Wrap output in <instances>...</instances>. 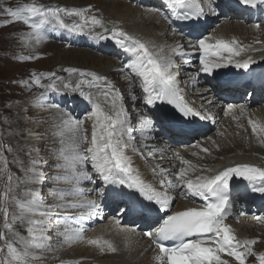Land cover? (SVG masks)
Wrapping results in <instances>:
<instances>
[{"label": "snow or ice", "instance_id": "obj_1", "mask_svg": "<svg viewBox=\"0 0 264 264\" xmlns=\"http://www.w3.org/2000/svg\"><path fill=\"white\" fill-rule=\"evenodd\" d=\"M244 5L252 7L264 5V0H240ZM163 7L167 13H161L164 19L175 17L185 21H195L216 11L215 0H164ZM161 12V9H153ZM3 15L8 19L0 24L9 25L21 22L29 29L23 34L26 42L40 44L48 37L49 31L66 30L76 34H88L100 40L111 39L129 55L128 61L118 71L128 70L139 78V84L147 105L155 106L157 101L174 105L182 118L199 117L214 120L210 113L202 112L185 100L180 88L174 57H188L192 52L201 53L199 71L211 74L215 69L230 64L236 68L247 69L253 61L236 59L245 51L238 46L235 38L224 39L205 36L195 42H189L187 51L182 44L169 47L158 46L150 40L126 31L118 21H105L91 5L87 7H64L46 5L40 0L20 4L16 7H4ZM259 29L260 25H255ZM99 28L101 31H97ZM214 40V43H210ZM224 53H229L225 56ZM32 56H22L20 59H34ZM69 74H78L75 82L64 83L63 77H57L55 72H33L31 83L24 81L29 88L33 85L43 89L33 98V104L42 110H56L57 123L53 135L57 138L58 147L53 149L55 163L51 165L54 173L46 175V162L40 157V149L30 147L28 165L19 156L14 157L15 163L23 173L16 175L9 168L5 151L13 149L0 139V264H39L45 252L54 251L53 235L50 231L55 228V243L60 246H71L85 242L95 245L101 252H116L118 248L102 236L87 237L83 221L100 215V205L88 194L95 192L103 196L101 187L86 188L85 182L96 184L97 180L104 185L116 186L110 193L116 197L135 196L142 209L148 208L143 201L151 202L157 212L158 227L145 232L155 245L154 260L157 264H229L222 254L235 258L239 264H246L248 256L253 255V245L257 239H238L234 229L225 220L232 214L230 202V181L240 177L252 185L255 192L264 193V167L242 163L215 171L194 164L192 161L175 154L176 159L183 165L178 171L153 168L159 176V188L152 182L146 181L134 166L129 150L139 152L135 147V137L130 116L124 102V96L115 84L107 77L95 71L79 68H67ZM44 77L50 82L43 83ZM60 80L61 84L51 78ZM195 82V81H194ZM87 85V88L83 87ZM47 92L78 93L91 106V111L84 119H77L62 108L58 103H48L45 99ZM227 111L235 113L236 105L229 104ZM239 120L247 114L245 106L238 108ZM85 120H90L91 131L85 126ZM252 132L264 143V123L248 119ZM243 127V125H240ZM154 121L143 119L142 135L151 133ZM29 136L39 140L41 134L29 130ZM145 147H147L145 145ZM23 150V149H21ZM209 153L208 148L201 149ZM163 151L153 149V152ZM33 153L36 155L33 156ZM143 155V153H140ZM193 155H196L193 153ZM198 175H192L197 171ZM206 172L211 174H204ZM50 184L47 191L51 194L52 202L46 199L44 186ZM133 190L126 193L124 189ZM193 196L204 201L203 207H189L183 211H168L173 206L177 196ZM142 198V200L140 199ZM130 207L126 211H132ZM165 212L163 217L159 213ZM264 221V217H258ZM119 232L124 234L130 244L135 228L121 226V220L113 218ZM26 234H22L20 228ZM166 242H172L171 245ZM259 264H264V253L256 254ZM79 264V262H75Z\"/></svg>", "mask_w": 264, "mask_h": 264}, {"label": "bare ground", "instance_id": "obj_2", "mask_svg": "<svg viewBox=\"0 0 264 264\" xmlns=\"http://www.w3.org/2000/svg\"><path fill=\"white\" fill-rule=\"evenodd\" d=\"M100 2L106 4L100 5L99 7H93V9L98 10V8H100V10H98L99 15H101L105 21H118L129 33L140 36L145 40H150L158 46H166L165 54L168 53L169 47L176 44H182L185 50L191 52L188 45L189 42H195V40L193 38H187L182 31H173L170 29L162 21L161 17L156 12L152 11L154 9L152 8L154 4L158 3L156 0H123L116 2L101 0ZM53 3L65 7H78L81 5L75 4V2H69V4L68 2H62L61 0H54ZM216 20L217 19L214 20V23H216ZM96 30L101 31L99 28ZM211 35L215 38L229 40L235 38L238 41L239 47L248 46L245 48V51L241 53V56L238 57L240 60L251 57L253 63H256L264 59V29L252 28L249 30L244 26L239 25L236 28L226 27L215 32L211 31ZM211 41L212 40L209 42ZM113 45H115V43L111 39L101 41L98 39L96 41V46L100 48L98 50L101 52V54H97L100 65L92 67H77H83L86 70L95 71L98 74L107 76L116 87L121 88L122 85H117L116 81L113 80V76L117 73L118 69L122 68V66L119 65L120 59L128 61L129 55L126 53L121 57L120 53L116 50H111L110 52L105 50H110ZM106 54L111 55V57L105 56ZM193 54L194 52H192L190 56L184 58L174 57L177 64L175 71L179 73L178 80L180 88L183 90V94L186 99L190 101L192 106L198 108L202 112L208 113L209 111H212L214 114V120H222V131L220 135H224L225 137L229 136L230 138L226 140L228 143L220 145L219 142L214 140V136L205 138L203 136L197 137L196 134V138L194 139L193 137H189L188 134L170 133L169 135L164 133L163 135H158L155 133L151 135L150 133H147V138H145L141 133V136L137 139V134H132L135 137V147L139 149V152L129 150L127 154L132 157L133 164L139 170L142 177L146 181L154 183L158 188L160 187L158 184L159 176L154 174L152 169L157 168L158 171L159 168H164L169 169L172 172L178 171V168L183 165L176 159V153H179L180 156L192 161L194 164L201 165L204 168H211L213 172L242 163L264 167V143L260 142V138L258 139L256 136L252 135L251 126L248 123L249 118L264 123V107L258 100L257 105H253L252 108H246L247 114L241 116L239 120L233 118L234 114L240 116L238 111L239 106H237V111L235 113L229 115L226 112L224 113L222 99H220L219 96H217V98H212L210 95H200L204 88L195 90L191 87L190 79L195 73V65L192 62H189V60L193 58ZM65 66L70 67V65ZM122 73L119 71V74ZM134 79H136L134 83L137 82L138 78L135 75ZM137 88L142 93V89L139 85ZM241 91H243L242 88H236L230 91L229 94L236 98H240L238 93ZM221 93H226V91L221 90ZM91 123L92 122H90L89 132L91 131ZM237 123H244L245 130L241 131L232 128L238 125ZM197 127H200V125ZM234 131L237 132L238 136L234 134ZM189 132H192V130ZM164 136L169 137L171 140H168L169 143L163 148L159 146L158 142L162 140ZM195 141H198L196 146L189 147V144ZM145 145L147 147H145ZM202 148H208L210 152L205 153L201 150ZM153 149H162L163 151L153 152V155L149 156L148 152ZM140 153H143V155ZM193 153L196 155H193ZM177 163H180L181 166L177 165ZM164 164H172V166H162ZM198 174H200L199 170L192 175ZM204 174L211 173L205 171ZM92 187L93 186L90 188ZM88 196L91 199L94 198L89 194ZM233 201L231 205L232 214L228 216L227 220L232 226H234L237 236L241 239H258L264 232V226L257 221H254L253 214H251L252 208H249L250 203L243 200L234 204ZM190 203V196H177V199L173 201L172 209L182 210L187 208ZM117 205H119L117 202L112 203V206ZM124 205L126 204L124 203ZM103 214L104 216H94L90 220L82 222L86 229H90L97 224L99 220L102 221V224L97 230L87 237L102 236L104 239L111 240L118 248V251L101 252L95 245L80 242L71 246L60 247L56 245L54 251L45 252L44 254L51 256L50 258L52 260L56 259L58 264H75L77 261L79 264H157L154 260V248L151 241L144 235L145 232L143 230H137L136 233L131 236V243L129 244L125 240L124 234L119 232L118 228L115 226L113 220L115 216L106 215L108 214L107 210ZM136 216L146 215L137 214ZM241 216L246 217L244 219L238 218ZM126 217L127 216H116L115 218L121 220V226L129 229L135 228V224ZM260 238L263 239V236ZM46 258L48 257H42L41 260H46Z\"/></svg>", "mask_w": 264, "mask_h": 264}, {"label": "rangeland", "instance_id": "obj_3", "mask_svg": "<svg viewBox=\"0 0 264 264\" xmlns=\"http://www.w3.org/2000/svg\"><path fill=\"white\" fill-rule=\"evenodd\" d=\"M53 1L54 0H40V2L46 5L55 6L56 4L53 3ZM61 1L68 3L75 2V4H81L78 7H87L89 5H91L92 7H99L100 5L106 4L101 3V0ZM106 1L116 2L123 0ZM27 2H30V0H0V21L8 19V17L3 15L2 13V9L4 7H16L20 4ZM157 5L158 3H155L152 8ZM68 7L71 8V6ZM98 10H100V8H98ZM212 20L213 21L211 26L214 25L215 27L211 31L214 32L226 27L236 28L239 25L244 26L249 30H251L252 28H256L253 23L242 22L236 16L231 20L219 17L216 20V23H214L215 19ZM259 28L264 29V22L260 24ZM208 30L209 27L204 28L202 31H206L208 33ZM28 31V27L21 22L12 23L9 25L0 24V139L3 140L5 145H8L13 149V151L11 152L5 151L4 155L8 158L9 168L12 172L16 173V175L22 176L23 173L15 163H12L14 157L19 156V158L24 161L25 166H27L29 162V156L27 155V153L30 147H37L40 149V157L47 164V166L44 168V171L46 175L51 176L54 173V169L51 167V165L55 163V153L53 152V149L58 147L57 138L53 135V132L55 131L54 125L57 123V120L55 119L57 113L55 109L42 110L40 108H37L33 104V98L44 90L34 85L29 88L23 82L28 81L31 83L33 72H35L36 74L55 72L57 77L64 78V83L68 82L69 80L75 82L79 79L78 74H69L68 72L64 71V69H84L83 67L77 66H99L100 63L98 62V55L101 54V52L98 50L100 49L98 46H96L95 44L92 45V43H90L87 39H80L77 41L74 40L76 36L79 35L76 33L70 32V39L65 40L62 37L58 39V33L56 31H49L46 33L48 38L42 41L40 44H36L35 42H26L22 38L23 34ZM210 34L211 33H208L206 35ZM94 39L96 43L98 39ZM114 47H116V44L112 46V48ZM22 56H32L35 58L24 60L20 59V57ZM105 56L111 57V55L107 54ZM261 61H264V59H262ZM126 62L127 60L120 59L119 65H121L123 68ZM65 65H70V67H66ZM51 79L54 80L58 86L61 84V81L56 80L55 77H52ZM113 80L116 81L117 85H122L121 88H116H118L124 96V102L130 116L131 126L133 128L132 134H137V139H139V137L141 136V129L143 126L144 118H150L154 121V128L153 131L150 133L151 135L155 133H157L158 135H163L164 133H167L164 126H162L160 120L152 114L154 113L153 111H155V106L158 104V101L155 106L147 104L146 106L144 105L142 93L137 88L138 84L137 82L134 83V81H136V79H134V74H131L130 72H128V70H125L122 74H119V71L117 70V73L113 76ZM49 82V78L44 77L43 83ZM194 86L191 84V87H193L195 90L200 88H206L203 84H199V86L197 87ZM83 87L87 88V85H84ZM207 93L212 98H217V96L219 95V93L214 92V90H209L207 91ZM200 95H203V93H201ZM243 95L244 91L238 93V96L240 97L241 101L244 99ZM45 99L48 103L60 104L62 108H65L67 111L71 112V114L77 119H84L86 114L91 111L89 103L85 101L82 97H80L78 93L61 92L57 94L54 92H47L45 94ZM257 104L258 98H256L252 102V105ZM212 117H214V115ZM90 122V120H85V126L90 128ZM206 124V128L208 129L202 133L197 134V137L203 136L207 138L210 136H214V140L219 142L220 145L228 143L226 140L230 137L220 135L222 131V120L209 119ZM240 125H243V127H240ZM232 128L243 131L245 130V125L244 123H239L238 125ZM29 130L33 133L41 134V138L39 140L32 138V136H29ZM171 133L174 134L173 132ZM234 134L238 136L237 132L235 131ZM252 135L256 136L253 132ZM188 136L192 137L191 135ZM168 140H170L169 137L164 136L163 139L158 142L159 146L164 148L169 143ZM197 142L198 141L192 142L191 144H189V147L196 146ZM35 155L36 154L33 153V156ZM167 165L172 166V164H164L162 166ZM177 165L181 166L180 163H177ZM93 185L94 184L85 182L84 187L90 188ZM50 186V184H46L44 186V194L46 199H48L51 203L52 197L51 194H49L47 191L48 187ZM89 195L95 197L94 192L89 193ZM239 201L240 200L236 198L234 199L233 203L236 204ZM112 203L116 202L110 201L111 206ZM118 204L119 205H117V207L124 205V203ZM111 214L116 215L115 210H111ZM0 224H2V217H0ZM101 224L102 221L99 220L97 224L88 229V231L86 232V236L92 235ZM17 227L20 228L22 234H26L23 228H21L19 225ZM55 231L56 229L53 228L49 233L50 235H53V248L57 245L55 243ZM262 234L260 235V237L263 236V239L260 243H257L258 246L256 245L257 254L264 252V232ZM42 257L48 258H46V260H41V258L39 260V264H58V261L56 259L52 260L50 258L51 256L43 254ZM251 257L253 258V261L256 259L254 255H252Z\"/></svg>", "mask_w": 264, "mask_h": 264}, {"label": "water", "instance_id": "obj_4", "mask_svg": "<svg viewBox=\"0 0 264 264\" xmlns=\"http://www.w3.org/2000/svg\"><path fill=\"white\" fill-rule=\"evenodd\" d=\"M176 118H178V117H176Z\"/></svg>", "mask_w": 264, "mask_h": 264}]
</instances>
